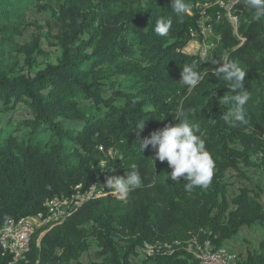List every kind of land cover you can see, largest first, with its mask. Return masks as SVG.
Instances as JSON below:
<instances>
[{
    "label": "trees",
    "instance_id": "obj_1",
    "mask_svg": "<svg viewBox=\"0 0 264 264\" xmlns=\"http://www.w3.org/2000/svg\"><path fill=\"white\" fill-rule=\"evenodd\" d=\"M50 1L0 0V228L45 212L48 199L70 195L79 184L87 189L105 183L109 175L122 176L132 164L139 168L142 186L126 200H91L62 225L38 229L27 260L19 264H83L80 258L92 235L99 259L87 264H133L146 244L170 249L162 247L141 264H198L187 250L190 239L220 247L243 228L264 225V182L242 183L229 198L225 181L229 171L248 178L243 167L250 165L264 172V18L254 19L239 0L233 14L240 38L225 9L205 7L213 17L218 10L224 14L214 27L220 36L216 60L222 63L228 52L227 61L248 70V123L230 126L223 119L229 105L219 102L231 95L227 84L213 71H204L199 56L184 50L198 31L207 0H187L189 11L179 19L171 0H61L54 11L62 47L57 63L37 72L7 69L28 10L41 3L49 8ZM167 17L173 18V26L168 36L160 37L155 22ZM38 42L27 54L29 67ZM132 55L143 60H128ZM122 59L128 61L115 74L130 84L111 81V74L104 73L105 66ZM190 64L197 66L202 80L189 92L179 80L183 65ZM181 107L191 108L189 119L200 125L215 161L207 188L186 191L187 181L167 178L171 169L154 158L151 147L139 150L153 131L178 123L169 112ZM20 109L28 115L17 116ZM139 119L146 121L137 135ZM12 260L0 246V264ZM238 264H264V241L245 258L239 255Z\"/></svg>",
    "mask_w": 264,
    "mask_h": 264
},
{
    "label": "clouds",
    "instance_id": "obj_2",
    "mask_svg": "<svg viewBox=\"0 0 264 264\" xmlns=\"http://www.w3.org/2000/svg\"><path fill=\"white\" fill-rule=\"evenodd\" d=\"M241 2L254 12V19L264 18V0H241ZM170 7L177 19L182 18L189 11L187 0H171ZM172 26V17L160 18L155 22L154 32L160 37H166ZM213 63L219 66L211 75L225 82L229 88L228 92L231 93V95H223L219 98L221 105H229V110L223 114L225 123L230 126L248 123L245 107L251 99V93L245 88V76L248 70L237 61L229 60L219 63L215 60ZM201 80L202 75L195 64L183 65L179 81L187 87L189 92L195 89ZM212 95L214 99L215 94L212 93ZM191 111V108L184 109L183 107L170 111L169 113H174V119L178 120V123L167 124L153 131L139 144L140 152L151 147L155 153V159L167 162L171 169L167 178L170 177L172 181H187L184 185L186 191H192L194 187L207 188L213 179L215 169V161L206 148L200 125L189 119ZM146 119L136 121L137 135L145 128ZM151 158L154 162V158ZM111 171L114 169L111 168ZM141 186L142 175L136 164H132L131 171L127 170L124 175H109L105 181V187L124 200L132 190Z\"/></svg>",
    "mask_w": 264,
    "mask_h": 264
},
{
    "label": "rangeland",
    "instance_id": "obj_3",
    "mask_svg": "<svg viewBox=\"0 0 264 264\" xmlns=\"http://www.w3.org/2000/svg\"><path fill=\"white\" fill-rule=\"evenodd\" d=\"M59 1L61 0H51L49 3V8L43 7L41 3L40 7H31L28 10L27 19L22 27V34L16 37V42L18 44L17 51H15L11 57H8L9 63L7 69H15V71L19 73H25L30 70L37 72L43 70L48 64L57 63L62 53V47L57 38L60 26L58 24L56 16L54 15V11L57 10V3ZM208 1L210 0H207V2ZM212 2H209V4L212 6L215 5V1ZM235 4L236 2L232 1L226 6L227 13L233 12ZM217 24V22H213L214 27ZM234 33L237 37L242 38L238 29H235ZM193 37L194 39L187 44L184 50L190 55L200 56V53L202 52L203 38L198 32H194ZM37 40H39L37 50L33 54V60L31 61L33 67H29L30 64L27 61V54L31 49L34 48ZM219 43L220 36H218L216 33L215 35L208 37V44L211 46V48L209 50L208 58L203 62V64L205 65L204 71H214V69L218 67V64H214L213 61L216 60V58L214 57V51L215 49H217ZM90 51L91 47H89L88 49L85 48V52L89 53ZM130 58L143 60L139 56L134 55L129 57L128 60H130ZM228 58L229 53L227 52L224 54L222 61L227 62ZM128 60L122 59L116 64L105 66L104 73L109 75L111 74V81L115 80L116 82L130 84V82L127 81L128 79L122 77L121 75L115 74L117 67ZM16 115L24 117L28 115V111L25 109H20L19 112L16 113ZM243 168L248 178L240 176L235 171H229L225 177V181L229 185V198L238 192L239 187L242 183L253 184V186H256L262 185L264 182V172L262 170V167L250 165L249 167ZM117 199L121 200V198ZM90 237V248L80 258V262L83 264H87L91 260H95L96 258L99 259V244L97 240L94 239L93 235ZM235 238L236 240L234 239V242L236 244L233 245L234 249L237 251L241 258H245L250 251L259 250L260 243L264 241V225L243 228ZM148 252V248H140L138 250V253L132 258L133 264H141L145 262L149 256ZM70 264H76V262H71Z\"/></svg>",
    "mask_w": 264,
    "mask_h": 264
},
{
    "label": "built area",
    "instance_id": "obj_4",
    "mask_svg": "<svg viewBox=\"0 0 264 264\" xmlns=\"http://www.w3.org/2000/svg\"><path fill=\"white\" fill-rule=\"evenodd\" d=\"M232 1L237 3L239 0H230L228 3L216 0L214 3L226 10V6ZM206 6H210L209 2H205L204 8L200 5L202 17L198 21L197 31L203 38L202 52L199 56L202 61L208 58L211 48L208 44V37L215 35L213 22L219 23L224 15L221 10H218L213 17L206 12ZM226 16L234 23L237 29V17L233 12L227 13L226 10ZM192 35L194 36V32H192ZM107 196L120 198L114 192L109 191L105 187V183H95L87 189H83L82 184H79L70 195L48 199L45 202V212L22 217L4 225L0 228V246L5 253L12 255L13 260L9 264H19L20 261L27 260L33 237L38 229L43 228L44 232H46L55 226L62 225L85 203ZM234 244V239H232L225 242L222 246L216 247L210 240L200 242L198 238H192L187 242V250L191 252L198 264H238L239 254L234 249ZM145 247L149 249V255L159 251L162 247L170 249L167 244H157L155 246L146 244ZM169 252L171 253L172 251L169 250Z\"/></svg>",
    "mask_w": 264,
    "mask_h": 264
},
{
    "label": "crops",
    "instance_id": "obj_5",
    "mask_svg": "<svg viewBox=\"0 0 264 264\" xmlns=\"http://www.w3.org/2000/svg\"><path fill=\"white\" fill-rule=\"evenodd\" d=\"M236 240V238H234ZM236 244V243H235Z\"/></svg>",
    "mask_w": 264,
    "mask_h": 264
},
{
    "label": "bare ground",
    "instance_id": "obj_6",
    "mask_svg": "<svg viewBox=\"0 0 264 264\" xmlns=\"http://www.w3.org/2000/svg\"><path fill=\"white\" fill-rule=\"evenodd\" d=\"M191 44H192V43H191ZM191 44H190V45H191Z\"/></svg>",
    "mask_w": 264,
    "mask_h": 264
}]
</instances>
